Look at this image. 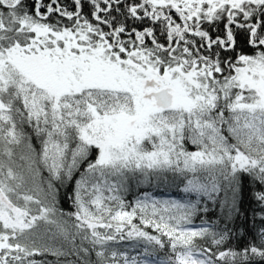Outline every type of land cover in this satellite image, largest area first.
Listing matches in <instances>:
<instances>
[{"label": "snow or ice", "instance_id": "obj_1", "mask_svg": "<svg viewBox=\"0 0 264 264\" xmlns=\"http://www.w3.org/2000/svg\"><path fill=\"white\" fill-rule=\"evenodd\" d=\"M0 264H264V0H0Z\"/></svg>", "mask_w": 264, "mask_h": 264}, {"label": "trees", "instance_id": "obj_2", "mask_svg": "<svg viewBox=\"0 0 264 264\" xmlns=\"http://www.w3.org/2000/svg\"><path fill=\"white\" fill-rule=\"evenodd\" d=\"M191 149V146H190ZM194 150V149H191ZM46 175V173H45ZM177 183H179L177 181ZM182 187V185H181ZM145 193H148L150 196L157 198V199H163V200H186L188 199V197L185 196V194L180 191L175 185H170V184H156L153 183L151 186H142V187H133L132 191L126 196L127 201L129 202H134V200L136 199L137 196L142 197ZM62 195H63V190H62ZM194 199V197H193ZM61 207L64 209V211H71L72 209L68 206L67 203L62 201ZM245 208L246 209H255L256 212V216L255 219L258 221L259 220V214L261 212V210L259 208H257V206L249 201L245 204ZM217 215L213 214L212 211H210L209 213L205 214V213H201L200 216H198L194 223L196 226H199L202 222V220H209V222L215 221L217 219ZM249 215V219L252 218L253 216V212L249 211L248 213ZM244 224L243 220H238L237 221V226H241ZM124 248L129 249L130 250V246L125 244ZM134 254V253H133ZM49 259H53L51 257H49Z\"/></svg>", "mask_w": 264, "mask_h": 264}]
</instances>
